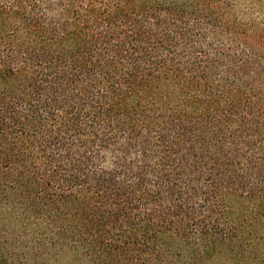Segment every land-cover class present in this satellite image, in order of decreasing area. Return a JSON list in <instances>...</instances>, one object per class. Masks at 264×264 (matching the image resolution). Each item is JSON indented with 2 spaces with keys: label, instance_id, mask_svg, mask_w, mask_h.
I'll return each mask as SVG.
<instances>
[{
  "label": "trees",
  "instance_id": "obj_1",
  "mask_svg": "<svg viewBox=\"0 0 264 264\" xmlns=\"http://www.w3.org/2000/svg\"><path fill=\"white\" fill-rule=\"evenodd\" d=\"M264 264V0H0V264Z\"/></svg>",
  "mask_w": 264,
  "mask_h": 264
},
{
  "label": "rangeland",
  "instance_id": "obj_2",
  "mask_svg": "<svg viewBox=\"0 0 264 264\" xmlns=\"http://www.w3.org/2000/svg\"><path fill=\"white\" fill-rule=\"evenodd\" d=\"M55 264H87V260L73 251L63 250Z\"/></svg>",
  "mask_w": 264,
  "mask_h": 264
}]
</instances>
